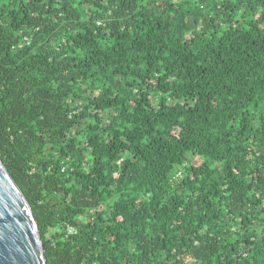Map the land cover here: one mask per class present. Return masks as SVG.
Returning <instances> with one entry per match:
<instances>
[{
    "label": "trees",
    "instance_id": "1",
    "mask_svg": "<svg viewBox=\"0 0 264 264\" xmlns=\"http://www.w3.org/2000/svg\"><path fill=\"white\" fill-rule=\"evenodd\" d=\"M0 160L46 264H264V0H0Z\"/></svg>",
    "mask_w": 264,
    "mask_h": 264
},
{
    "label": "water",
    "instance_id": "2",
    "mask_svg": "<svg viewBox=\"0 0 264 264\" xmlns=\"http://www.w3.org/2000/svg\"><path fill=\"white\" fill-rule=\"evenodd\" d=\"M0 264H46L31 207L1 160Z\"/></svg>",
    "mask_w": 264,
    "mask_h": 264
},
{
    "label": "built area",
    "instance_id": "3",
    "mask_svg": "<svg viewBox=\"0 0 264 264\" xmlns=\"http://www.w3.org/2000/svg\"><path fill=\"white\" fill-rule=\"evenodd\" d=\"M181 172H178L177 174H176V177H181Z\"/></svg>",
    "mask_w": 264,
    "mask_h": 264
}]
</instances>
